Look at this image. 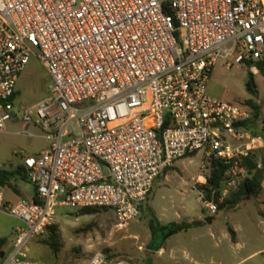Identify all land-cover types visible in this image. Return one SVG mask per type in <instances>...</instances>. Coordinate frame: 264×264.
I'll use <instances>...</instances> for the list:
<instances>
[{"label":"built area","instance_id":"obj_1","mask_svg":"<svg viewBox=\"0 0 264 264\" xmlns=\"http://www.w3.org/2000/svg\"><path fill=\"white\" fill-rule=\"evenodd\" d=\"M34 58L51 77L50 94L18 108ZM221 61L252 71L264 61V0H0V132L21 120L25 135L34 127L48 142L22 158L32 199L12 201L0 185V215L22 223L0 264H53L30 259L25 246L60 208L135 222L162 172L193 154L231 166L228 178L244 172L240 159L264 140L239 129L250 108L210 94ZM85 264L136 263L97 253Z\"/></svg>","mask_w":264,"mask_h":264},{"label":"rangeland","instance_id":"obj_2","mask_svg":"<svg viewBox=\"0 0 264 264\" xmlns=\"http://www.w3.org/2000/svg\"><path fill=\"white\" fill-rule=\"evenodd\" d=\"M249 73L255 75L257 95L246 89ZM51 84L47 70L38 59H32L18 83V108L28 109L45 100ZM209 91L218 99L239 104L254 100L264 107V72L258 68L252 71L249 65L228 68L221 61L214 70ZM24 129L23 122L17 120L8 124L7 131L0 132V169H12L22 164L23 156L38 155L47 148L48 142L37 128L30 129L34 137L25 135ZM253 156L264 169V151ZM209 160L204 152H199L164 170L142 204L139 218L124 227L118 226L113 210L82 215L80 210L60 208L55 223L61 234L58 252L42 244L47 238L45 233L26 244L28 257L53 264H85L97 253L106 262L123 258L136 264H210L212 260L223 264H264V188L235 208L212 213L196 189L210 175ZM230 177L243 181L249 174L237 171ZM15 182L29 199L33 187L21 179ZM225 188L229 194L236 190L224 184ZM6 197L18 199L8 188ZM21 225L14 217L0 215V236L7 239L5 250L13 246L14 230ZM229 227L237 232V243L233 242Z\"/></svg>","mask_w":264,"mask_h":264},{"label":"trees","instance_id":"obj_3","mask_svg":"<svg viewBox=\"0 0 264 264\" xmlns=\"http://www.w3.org/2000/svg\"><path fill=\"white\" fill-rule=\"evenodd\" d=\"M171 14V11H167ZM257 67L261 72H264V61L257 63ZM246 89L252 95H257V84L255 75L249 73ZM19 91L16 97L19 96ZM243 106L250 108L253 112V119L239 125V129L250 132L255 137H261L264 140V107L255 102L248 100ZM264 151V145L263 149ZM195 155V154H193ZM192 156V155H191ZM239 167L249 174L237 189L230 193L227 197H223V187L225 181L228 179V173L231 166L225 164L223 161L211 158L209 160L210 175L207 176L204 183L198 184L196 189L201 194V199L205 204L214 203L217 205L218 210L226 209L228 207H237L245 200L254 198L264 188V169L260 168L259 163L253 155L243 157L239 161ZM17 179L28 182L25 169L22 164L12 169H0V185L11 189L19 197H23L19 187L15 184ZM97 209H83L80 210L82 215H90ZM201 224L197 222V225ZM229 232L233 241L236 240V234L233 228L229 227ZM47 233V238L42 241V244L49 246L54 253H57L61 244V234L59 227L56 224L50 225L46 228L43 234ZM42 234V235H43ZM7 239H0V255H5V246Z\"/></svg>","mask_w":264,"mask_h":264},{"label":"crops","instance_id":"obj_4","mask_svg":"<svg viewBox=\"0 0 264 264\" xmlns=\"http://www.w3.org/2000/svg\"><path fill=\"white\" fill-rule=\"evenodd\" d=\"M35 155V154H34ZM28 185H30L29 183H28ZM31 186V185H30ZM20 189V191H21V193L24 195L25 194V197L23 196V197H19L18 195H16L15 193V195L17 196V198L18 199H27V197H26V193H25V191H24V189L23 188H19ZM34 197V191H33V194L31 195V197L28 199V200H30V199H32ZM17 199V200H18ZM235 231V230H234ZM235 234H236V240L235 241H233L234 243H237L238 241H237V232L235 231ZM258 254V252L257 253H254L253 255H251L250 257H252V256H256ZM249 257V258H250ZM246 260V259H245ZM245 260H243V261H245ZM195 264H207V263H204V262H196ZM210 264H223V263H221V262H217V261H214V260H212L211 262H210Z\"/></svg>","mask_w":264,"mask_h":264}]
</instances>
